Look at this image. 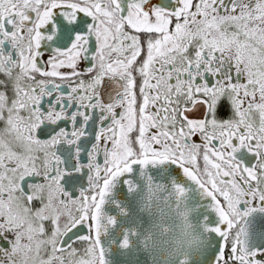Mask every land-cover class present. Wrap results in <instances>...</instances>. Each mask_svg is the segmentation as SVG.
I'll return each instance as SVG.
<instances>
[{
  "label": "snow or ice",
  "instance_id": "snow-or-ice-1",
  "mask_svg": "<svg viewBox=\"0 0 264 264\" xmlns=\"http://www.w3.org/2000/svg\"><path fill=\"white\" fill-rule=\"evenodd\" d=\"M0 264H264V0H0Z\"/></svg>",
  "mask_w": 264,
  "mask_h": 264
}]
</instances>
